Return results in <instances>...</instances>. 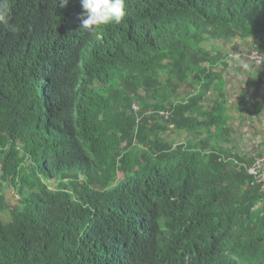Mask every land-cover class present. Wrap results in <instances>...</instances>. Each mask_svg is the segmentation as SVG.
<instances>
[{"label":"trees","instance_id":"trees-1","mask_svg":"<svg viewBox=\"0 0 264 264\" xmlns=\"http://www.w3.org/2000/svg\"><path fill=\"white\" fill-rule=\"evenodd\" d=\"M125 4L120 24L86 29L81 0H0V264H264L252 159L177 161L155 129L177 69L216 58L202 42L262 53L264 0Z\"/></svg>","mask_w":264,"mask_h":264},{"label":"crops","instance_id":"crops-1","mask_svg":"<svg viewBox=\"0 0 264 264\" xmlns=\"http://www.w3.org/2000/svg\"><path fill=\"white\" fill-rule=\"evenodd\" d=\"M260 43L253 38H211L201 43V55L216 57L214 61L189 60L177 69L181 86L172 97V119L170 124L159 120L155 127L161 126L156 143L164 152L177 161L194 151L241 164L264 150V61L257 67L249 58L253 44ZM189 69L185 79L179 78ZM207 75L214 78L203 88L199 82L208 80ZM199 93L202 96L196 98ZM216 102L224 106V119L218 125L211 122L215 115H207Z\"/></svg>","mask_w":264,"mask_h":264},{"label":"clouds","instance_id":"clouds-1","mask_svg":"<svg viewBox=\"0 0 264 264\" xmlns=\"http://www.w3.org/2000/svg\"><path fill=\"white\" fill-rule=\"evenodd\" d=\"M61 3L66 4L67 0H61ZM81 5H82V9H83V14L81 17L82 28H86V29H91L94 26H98L101 24H112V23L120 24L124 20L126 14H127L125 0H81ZM2 19H3V17L0 16V20H2ZM253 50H257V49L251 48V50L249 52V58H250V54ZM257 51L262 55V53L259 50H257ZM262 57H263V55H262ZM253 63L256 66L260 65V64H256L255 62H253ZM133 105H136L137 108L136 109L133 108ZM131 109L132 110H138V105L135 102L132 103ZM160 111H166V110H159L157 113H159ZM152 114H153L152 111L147 110L146 113L144 114V116L150 117ZM158 116H159V114H158ZM135 118L138 121H141V119H142L141 116L135 117ZM161 118H163V117H161ZM164 120L166 121V119H164ZM260 153H262V152H260ZM260 153H258V154H260ZM258 154H256V155H258ZM253 158H252V160H253ZM245 172H246V170H245Z\"/></svg>","mask_w":264,"mask_h":264},{"label":"built area","instance_id":"built-area-1","mask_svg":"<svg viewBox=\"0 0 264 264\" xmlns=\"http://www.w3.org/2000/svg\"><path fill=\"white\" fill-rule=\"evenodd\" d=\"M250 58L256 64H261L263 61L262 55L257 51L253 50L250 54ZM133 108H137L136 105H133ZM160 117L166 119L168 117L167 111H160ZM246 173L252 178L254 184L260 186L261 191H264V152L256 155L252 162L245 166Z\"/></svg>","mask_w":264,"mask_h":264},{"label":"rangeland","instance_id":"rangeland-1","mask_svg":"<svg viewBox=\"0 0 264 264\" xmlns=\"http://www.w3.org/2000/svg\"><path fill=\"white\" fill-rule=\"evenodd\" d=\"M87 50H88V48H87ZM4 190H6V189H4ZM11 195H13V190L8 191L7 198H8V196H11ZM11 202H14V200H12ZM2 217L4 219H6L8 217V214L7 213H3Z\"/></svg>","mask_w":264,"mask_h":264}]
</instances>
